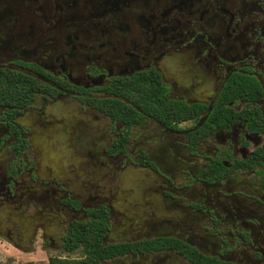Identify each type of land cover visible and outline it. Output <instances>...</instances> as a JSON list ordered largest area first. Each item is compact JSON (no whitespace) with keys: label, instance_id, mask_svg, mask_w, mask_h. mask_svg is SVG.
I'll use <instances>...</instances> for the list:
<instances>
[{"label":"flooded vegetation","instance_id":"af4514ba","mask_svg":"<svg viewBox=\"0 0 264 264\" xmlns=\"http://www.w3.org/2000/svg\"><path fill=\"white\" fill-rule=\"evenodd\" d=\"M0 82V264L99 218L105 264H264V0H0ZM69 106L77 190L39 143Z\"/></svg>","mask_w":264,"mask_h":264},{"label":"rangeland","instance_id":"374dc122","mask_svg":"<svg viewBox=\"0 0 264 264\" xmlns=\"http://www.w3.org/2000/svg\"><path fill=\"white\" fill-rule=\"evenodd\" d=\"M73 109V106H69L68 109L65 110L59 109L58 113L60 116L57 118L59 122H56L51 127L41 131L42 136L39 138L41 139L39 140V143L41 148H46V152L43 156L45 165L42 166V172L45 178L49 179L50 177H54L64 185L68 187L70 186L77 190L80 188V185H82L80 180H84L85 178V180H88L92 184L94 181L99 180L100 177L104 175V173L97 172L94 175L92 173H88L89 171L83 169V164H85L84 159L71 153L72 151L69 148H65V146L68 145V124L66 120V116L68 114L66 112H73ZM73 163H80L81 165L75 168L68 166L72 165ZM76 176H78L80 179H77ZM87 176L90 180L87 178ZM19 257L21 261L19 264H48V259L52 257L78 259L81 257V255L79 252H75L71 255H63L55 252L44 253L38 251L35 254L22 255Z\"/></svg>","mask_w":264,"mask_h":264},{"label":"trees","instance_id":"16d2710c","mask_svg":"<svg viewBox=\"0 0 264 264\" xmlns=\"http://www.w3.org/2000/svg\"><path fill=\"white\" fill-rule=\"evenodd\" d=\"M10 77V83L17 84ZM0 84H3V82ZM130 85V84H129ZM127 86V84L125 85ZM120 99L98 100L96 101L102 113L106 114L114 120L122 122L133 120V109L127 104L133 103L129 90H122L117 93ZM27 102V101H26ZM25 102V103H26ZM163 109L157 110L160 116H163ZM177 112V110H174ZM104 228V219L99 218L86 224H75L70 231L68 240V253L73 254L79 252L81 255L78 259L70 258H51L48 264H103L107 259L113 258L119 254H123L124 245H108L102 243V232ZM128 251V250H126Z\"/></svg>","mask_w":264,"mask_h":264},{"label":"water","instance_id":"95a60500","mask_svg":"<svg viewBox=\"0 0 264 264\" xmlns=\"http://www.w3.org/2000/svg\"><path fill=\"white\" fill-rule=\"evenodd\" d=\"M103 264H105V263L103 262Z\"/></svg>","mask_w":264,"mask_h":264}]
</instances>
